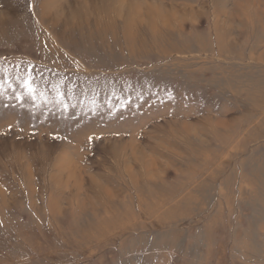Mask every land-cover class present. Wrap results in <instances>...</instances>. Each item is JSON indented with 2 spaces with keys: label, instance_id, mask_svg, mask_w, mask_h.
I'll use <instances>...</instances> for the list:
<instances>
[{
  "label": "rangeland",
  "instance_id": "obj_1",
  "mask_svg": "<svg viewBox=\"0 0 264 264\" xmlns=\"http://www.w3.org/2000/svg\"><path fill=\"white\" fill-rule=\"evenodd\" d=\"M125 1L0 0V264H264V0Z\"/></svg>",
  "mask_w": 264,
  "mask_h": 264
},
{
  "label": "bare ground",
  "instance_id": "obj_2",
  "mask_svg": "<svg viewBox=\"0 0 264 264\" xmlns=\"http://www.w3.org/2000/svg\"><path fill=\"white\" fill-rule=\"evenodd\" d=\"M82 4H84V3H82ZM122 4H126L127 7L124 8V9H125V11H128V13H130L128 15V17L126 18V20L124 21L125 22L124 26L126 27V31L128 33L131 32L132 30H134L137 27L136 25L139 24V20L141 19V17L143 19H145V21H147V22L149 21L148 23H149V27L151 29H156L157 28L156 27L157 21H160V22L163 21V23H167L168 20H170V18H173L174 15H176L173 11H163L160 8H156V7L154 8V7H151L149 5L140 6L138 3L131 4L129 2L127 3L125 0L124 1L122 0ZM93 8H94V11H96L99 15H103L104 18L108 17V13L109 12H107V10H108L107 7L101 8V9H100V6H99L98 9L96 7H93ZM112 9L113 8H111L109 11L112 12L113 14H115L114 13L115 9H113V10ZM102 10H105L104 12H106V13L102 12ZM121 11L122 10H119V11H117V13L120 14ZM134 12H136V13H134ZM119 14H118V16H119ZM121 14H122V12H121ZM72 19H75V18H72ZM76 22H77L78 25L81 24V23L84 24V22H82V20L80 18L77 19ZM107 24L111 25L112 23H107ZM77 185L79 186V182L78 181H77Z\"/></svg>",
  "mask_w": 264,
  "mask_h": 264
}]
</instances>
